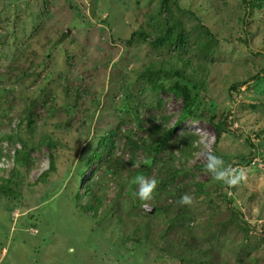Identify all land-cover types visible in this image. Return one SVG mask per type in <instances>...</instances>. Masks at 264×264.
I'll use <instances>...</instances> for the list:
<instances>
[{"label": "rangeland", "instance_id": "1", "mask_svg": "<svg viewBox=\"0 0 264 264\" xmlns=\"http://www.w3.org/2000/svg\"><path fill=\"white\" fill-rule=\"evenodd\" d=\"M162 4V0H0V146L12 156L22 147L4 136L16 132L23 108L30 105L35 122L25 140L37 165L27 174V184H35L51 152L56 157V172L46 183L27 187L26 198L1 197L0 264H187L192 256L183 252L186 240L198 248L194 264H264V133L258 135L264 131V74L250 80L264 68V8L252 10L243 0H170L168 10ZM167 17L183 23L192 37L203 32L199 25L213 34L215 53L206 58L210 73L205 92L219 110L232 113V127L217 139L211 103L202 98L194 115L174 132L173 139L187 133L196 136L190 153L181 154L176 141L164 152H172V163L185 169L175 189L179 196L193 197L191 207L183 206L188 216L181 222L188 223L194 234L184 227L166 228L165 220L181 206L179 199L166 195L152 199L151 206L166 204L170 209L148 218L144 210H133L129 199L112 203L117 188L109 181L105 192H97L105 205H111L108 220H102L93 217L99 214L97 209L87 214L76 205V192H69L78 187L72 175L63 181L84 155L82 149L93 140L96 128L117 124L116 155L125 156L123 133L156 138L159 131L153 125L170 128L177 121L182 100L166 91L144 92L138 80L144 64L154 61L158 68V61L172 56V50H154L140 37L125 48L137 29L154 38ZM202 38L208 39L205 34ZM59 39L62 42L55 46ZM190 42L189 47L185 44V57L194 54V59L204 61L200 51L191 50L194 38ZM234 84H240L239 89L231 92ZM126 90L141 104V129L128 116L119 121L113 114ZM4 114L12 120L5 121ZM86 125L92 128L89 136ZM42 136L58 145L38 149L36 141ZM209 154L222 157L226 166L244 169L246 180L235 187L213 180L204 170ZM0 167L5 168L0 176L7 177L13 162L5 160ZM156 173L153 167L144 176L153 178ZM103 207L98 208L100 214ZM229 210L241 218L229 223ZM116 215L123 222L120 230L110 228ZM242 221L250 224L247 241ZM138 224H142L138 238L144 236V227H150L149 245L121 240L122 232L136 230ZM211 244L215 250L202 263L203 249Z\"/></svg>", "mask_w": 264, "mask_h": 264}, {"label": "trees", "instance_id": "2", "mask_svg": "<svg viewBox=\"0 0 264 264\" xmlns=\"http://www.w3.org/2000/svg\"><path fill=\"white\" fill-rule=\"evenodd\" d=\"M169 1L170 0H162L163 4L161 7H163L164 10H168L167 4ZM243 1L247 7L252 10L264 8V0ZM175 21L169 17L165 18V26L163 30L160 32L158 31L154 38L151 36L152 33L147 32L143 28L133 31L130 38L126 41L125 47L127 48L131 46L135 38L140 37L142 41L149 40L148 44L153 47L154 50H172V56L169 58H162L161 61H158V63H160L158 68L156 67L157 64L154 61H149L144 64L138 72V80L141 82L144 92L147 90L152 93L166 91L182 100L181 113L175 124L170 128H165L162 124L153 125V129L159 131V136L156 138H152L150 135L137 137V134L131 131L123 133L125 138L123 145L125 156L123 154L116 155V143L114 142V138L116 136V130L118 129L117 124L113 123V126L111 124L108 128L104 125L106 128L105 130L96 128L92 136L93 140L87 145V147L82 149L84 155L78 161L77 165L73 169V172L70 174V170H67L63 176L64 181L67 178L66 176L71 177L72 175V180L75 179L74 181L78 184V187H75V190L70 188L69 191L64 188V192H76V205L80 206L83 212L85 211L88 214L89 210L97 209L96 211L99 214H97V216L93 214V217H98L102 220H108L109 218L107 212H109L108 208H110L111 205H105L104 201H102V194H97V192H105L109 181L114 182V186L117 188L115 191L117 193L115 194V198H113L112 203L119 199H129L133 210L143 211L141 202L136 196L138 189L135 180L138 176L147 175L153 167L157 168V173L153 176V178H155L158 182L157 188L153 194V199L155 198V200H160L163 198V195L168 197L170 196L173 200L174 198L176 200L180 199L181 196L179 195L181 192H177L175 189V181L185 172V169H178L172 163L174 160L173 158H175V155L172 152H164L168 151L171 143L176 141V146H179L178 148L181 154L190 153L193 148V143L197 139L196 136L194 134L187 133L179 135L173 139L174 132L177 127L181 126L188 118H191L194 115V109L198 106L202 98L211 103L212 114L210 121L217 130V139H220V137L232 127V122L230 120L232 113H230V111L219 110L218 106L212 102V99L205 92V87L209 81L210 73V68L206 66V58L207 56H213L215 53L212 49V45H214L215 41L213 34L209 31V29L199 25V29L203 32H199L196 37H192L194 33H187L183 23H177ZM203 34H205L208 39H203ZM150 37H152L153 40H150ZM200 37L202 40H200ZM193 38L195 47L191 50L200 51L204 56V61H200L199 58L194 59V54L189 57H185L188 53V49L184 50V47L186 45L189 47L192 43L190 40H193ZM60 39L54 42L55 46L62 42ZM194 61L197 63H194ZM211 63H213V60ZM258 74L259 76H255L250 80L255 78L259 79L260 75L264 74V68ZM239 86L240 84L232 85L230 89L231 92L238 91ZM119 88L120 87H116V89ZM262 101L264 102V100ZM31 103L35 104L36 100L33 102L31 101ZM96 103H98V99ZM140 105L141 104H139L132 96V93L126 90L114 104L113 114L119 119V121L123 115L128 116L131 120H134L137 126L141 129L143 121L141 118L142 110L140 109ZM157 105L159 106L161 103L158 102ZM73 112L76 111L73 110ZM2 118H4L5 121L12 120V116H9V114H4ZM91 120L94 121V115L91 117ZM34 122L35 116L32 114L30 105L26 106L20 114L16 132L4 136V139H7L10 143H16L19 141L22 144V147L19 149L15 148L12 156L10 152L4 153L2 147L0 146V162H5V160L9 159L13 162V167L8 173V176H0V199L1 197H4L7 201H14L24 197L26 198L24 191L27 187H35L36 185L46 183L56 172V157L53 155V152H51L52 154H49L48 165L44 168V170H42V172H40L35 184H27V174L37 165L30 156V152L27 150V143L25 140L26 136L31 133ZM86 126L87 129L85 132L87 136H89L92 128L91 125ZM82 131H80V134H82ZM100 131L102 132L98 133ZM263 133L264 131L258 133V135ZM57 145L58 142L47 136H42L38 139V141H36V147L38 149L43 146H48L52 150ZM126 155L127 158H125ZM137 161L140 162V166L135 167L133 170V163ZM93 165H95V168L92 170V175L88 177V180L83 186L80 185V182H82L85 178L86 172ZM4 171L5 168L0 167V173H3ZM124 171L127 172L126 177L122 175V172ZM199 186L200 188H205V184H199ZM102 203H104V207ZM100 207H103L101 214L98 209ZM169 209L170 205L162 204L156 207L152 217L160 214H166ZM143 213L149 218V213L147 214L144 211ZM187 216L188 213L185 212V208L183 206H179L175 215L172 218L165 220L167 230L171 227L178 228L179 226L184 227L185 230L193 232V228L188 226V223L181 222V220L187 218ZM113 218L114 223H111L110 228L113 229L115 227L120 230L121 225H123L121 217L116 215ZM239 218H241L239 214L235 213L233 210H229V223L237 222ZM242 223L244 224L243 231L246 235L245 241H247V231L249 230L250 224L243 221ZM139 229H142V224H138L136 230H131V232L128 233L122 232L123 239L121 240H129L134 246H136L138 242L141 245H149L150 242H152V239L149 238L150 227H144V236L140 238H138L141 233L138 232ZM167 230H164V232ZM194 233L195 232H193V234ZM210 238H213V235ZM186 241L183 242V252H189L192 258H189L188 261H183V263L187 261V264H194L196 250L198 248L195 247L194 242ZM245 244L243 240V246L241 247L242 250H245ZM214 250L215 249L212 244L210 247L207 246L203 249L202 263L205 262L204 259L213 254ZM180 258L181 260H184V257ZM207 261L208 260H206L205 263H207ZM226 262L227 261H221L219 264H226Z\"/></svg>", "mask_w": 264, "mask_h": 264}, {"label": "clouds", "instance_id": "3", "mask_svg": "<svg viewBox=\"0 0 264 264\" xmlns=\"http://www.w3.org/2000/svg\"><path fill=\"white\" fill-rule=\"evenodd\" d=\"M203 139V138H202ZM207 144L204 145L207 148ZM140 162L133 163L132 167H139ZM204 170L210 174L212 179L218 182H223L229 187H235L246 180V171L244 169H235L231 166H226L222 157L215 154L207 156ZM138 185L136 196L141 202V207L148 212L152 211L149 202L153 199V194L157 188V180L152 177L138 176L135 180ZM181 206L191 207L194 203L193 197L187 193L182 195L178 201Z\"/></svg>", "mask_w": 264, "mask_h": 264}, {"label": "water", "instance_id": "4", "mask_svg": "<svg viewBox=\"0 0 264 264\" xmlns=\"http://www.w3.org/2000/svg\"><path fill=\"white\" fill-rule=\"evenodd\" d=\"M151 206V205H150ZM151 208H152V211L151 212H148V211H145L144 209V211L145 212H147V213H149V214H153L154 212H155V210H156V207L155 206H151Z\"/></svg>", "mask_w": 264, "mask_h": 264}]
</instances>
